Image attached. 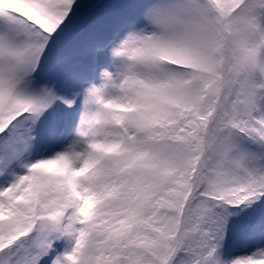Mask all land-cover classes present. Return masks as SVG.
<instances>
[{"label":"snow or ice","instance_id":"6c2138e0","mask_svg":"<svg viewBox=\"0 0 264 264\" xmlns=\"http://www.w3.org/2000/svg\"><path fill=\"white\" fill-rule=\"evenodd\" d=\"M0 264H264V0H0Z\"/></svg>","mask_w":264,"mask_h":264}]
</instances>
